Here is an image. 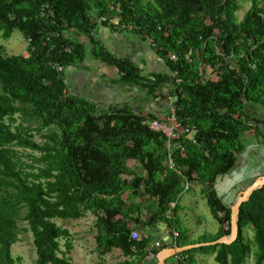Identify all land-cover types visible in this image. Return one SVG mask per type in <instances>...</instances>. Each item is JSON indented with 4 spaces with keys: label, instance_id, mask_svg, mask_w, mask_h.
<instances>
[{
    "label": "trees",
    "instance_id": "obj_1",
    "mask_svg": "<svg viewBox=\"0 0 264 264\" xmlns=\"http://www.w3.org/2000/svg\"><path fill=\"white\" fill-rule=\"evenodd\" d=\"M242 1L251 7L239 21ZM260 2L0 0L4 36L20 31L30 44L29 56H6L0 44V264H20L12 247L19 241L22 219L33 234L37 264H73V234L57 221L80 220L89 213L96 217L97 251L104 256L119 249L123 264L149 261L148 248L155 243L150 233H162L160 223L167 225L170 241L153 251V260L164 248L201 243L179 231L185 178L202 185L220 223L210 242L231 234V206L219 197L218 184L237 168L240 156L264 139V117L253 111L264 110ZM114 18L118 25L111 23ZM99 24L151 40L167 71L146 77L130 59L115 57L97 39ZM70 32L86 36L94 56L118 70L120 83L143 87L150 96L179 98L176 108L170 99V110L198 133L195 143L184 142V150L174 151L175 170L168 166L164 136L144 124L159 116L129 105L105 111L67 93L64 72L51 63L80 65L87 52ZM66 46L71 53L62 50ZM207 66L217 68L218 80H202ZM37 133L42 142L35 140ZM249 135L256 143L248 146L243 138ZM15 147L31 150L33 164L22 162ZM238 227L231 245L185 251L166 264H198L196 254L208 248L215 250L218 264H243L253 251L247 228L254 233L255 264H264V186L242 205ZM134 230L140 231L139 239L132 238Z\"/></svg>",
    "mask_w": 264,
    "mask_h": 264
},
{
    "label": "rangeland",
    "instance_id": "obj_2",
    "mask_svg": "<svg viewBox=\"0 0 264 264\" xmlns=\"http://www.w3.org/2000/svg\"><path fill=\"white\" fill-rule=\"evenodd\" d=\"M251 3L249 1H242L240 3V9L237 12L238 20L241 21L247 11L250 9ZM99 31H111L110 28H106L99 24ZM86 38V36H85ZM151 43V40H149ZM0 44L4 47V54L6 56L13 55H23L29 56V40L20 32L15 31L11 37L6 38L4 36V31L0 29ZM88 63L92 62L90 58V54L87 57ZM69 68V67H68ZM65 68L64 77L65 83L68 88V80H67V70ZM214 73H218L217 69H215ZM213 73V74H214ZM219 76V75H218ZM212 77L209 76V79ZM219 79V78H212ZM254 113L259 117H264V110L259 108H254ZM170 112V110H169ZM19 122H22V118L17 116ZM35 140L37 142H42V134L37 133L35 136ZM244 144L251 145L256 143V139L253 136H246L243 138ZM252 147V146H251ZM257 148V147H255ZM15 149L19 152V157L22 162L26 165H32L33 161L29 157L33 152L31 150H26L21 147H15ZM258 157H251V159H246L242 161L240 166H237V178H240L242 175L247 177L249 169H257L262 166L264 168V139H262V143L260 144ZM250 149L247 151L249 152ZM256 155V154H255ZM245 158V157H243ZM253 159V160H252ZM257 159V160H256ZM136 165L131 164V167L134 168ZM241 167V168H240ZM30 169V168H29ZM240 169L245 170L242 173L238 172ZM31 170V169H30ZM142 170H140L141 172ZM242 174V175H241ZM192 184V183H191ZM191 190L186 191L183 189L181 194V199L179 201L180 212L179 215L181 217V224L179 227V231L183 236L190 235L191 241L193 242H201L207 243L212 241L218 231L220 230V223L216 220L207 205V200L202 193V185L199 183H193ZM183 188L184 184H183ZM197 200L198 207L193 209L191 207L192 199ZM234 203H232L233 205ZM231 205V206H232ZM171 216H173V211L170 212ZM25 213H23V217ZM202 221V223H201ZM96 217L89 213L86 217L80 220H58L57 224L69 229L73 234V244L74 248L72 252L69 254V257L72 259L73 264H123L126 258L123 256V253L119 249H114L112 252L101 256L97 251L96 245V234L97 231L95 229ZM20 234L19 241L13 245L12 252L15 258H17L20 264H37V253L34 245L33 234L30 230H28V222L25 219H22L19 222ZM228 228V225H226ZM188 230L189 234H188ZM140 232V231H139ZM153 242L159 241L163 237L162 233L151 232L150 233ZM245 237L251 244L253 251L244 258L243 264H255L257 250L252 244L254 233L251 228H247L245 231ZM163 240V239H162ZM62 245H64V241H62ZM64 249V248H63ZM215 250L212 248H208L205 251L197 253V262L198 264H218L215 260ZM176 260H173L169 263H176ZM150 264H155L156 260H150Z\"/></svg>",
    "mask_w": 264,
    "mask_h": 264
},
{
    "label": "crops",
    "instance_id": "obj_3",
    "mask_svg": "<svg viewBox=\"0 0 264 264\" xmlns=\"http://www.w3.org/2000/svg\"><path fill=\"white\" fill-rule=\"evenodd\" d=\"M68 36L77 39L87 47L85 61L80 65L71 66L67 70V93L69 95L79 96L98 105L101 110L105 111L129 105L149 115L160 116L169 112L171 108L170 99L172 98L150 96L148 90L143 87L127 86L120 83L118 70L101 62L94 56L92 46L85 36H78L74 32H70ZM97 39L101 40L103 45L115 57L130 59L142 69V74L146 77H150L154 73L167 71L165 63L157 56L151 43L135 34L112 30L98 31ZM89 54L92 59L91 63H88L87 60ZM260 144L257 142L250 147V151L247 152L245 158L240 156L238 166L241 165L243 159L260 156L259 149H257ZM238 172L242 173V170L239 169ZM229 182L230 179L225 178L218 184L220 189L226 190L222 194H227L230 190L228 188ZM191 207L195 210L198 207L197 200L194 198L191 201ZM160 224L163 228L165 227V231H162L163 240H159L163 243L169 232L165 223ZM149 261L146 264H150Z\"/></svg>",
    "mask_w": 264,
    "mask_h": 264
},
{
    "label": "built area",
    "instance_id": "obj_4",
    "mask_svg": "<svg viewBox=\"0 0 264 264\" xmlns=\"http://www.w3.org/2000/svg\"><path fill=\"white\" fill-rule=\"evenodd\" d=\"M260 8L261 13L260 16L264 22V0H261L260 2ZM43 16L46 15V11H43ZM104 21V19H103ZM117 18H114L111 23L118 25ZM133 27H130L132 29ZM56 36L55 34L48 37V42H52V37ZM58 36V35H57ZM152 44V42H151ZM55 48V45L52 46V49ZM62 50L66 53L72 52V47L66 46L63 47ZM176 60V56L172 57ZM52 67L59 72H65V67L61 66L59 63H51ZM215 69L210 66H207L206 68V74L201 73V77L203 81H208L209 76L212 78H219L218 73H214ZM214 73V74H213ZM174 77H177V73H174ZM211 78V79H212ZM177 82L179 84L182 83V80L178 79ZM144 124L149 127L154 132L160 133L164 136L167 142L168 147V166L169 169L175 170V162H174V151L178 149H183L184 142H196V135H197V127L195 125H192L191 123L184 121L178 117L176 114L175 109H171L170 112L167 114H162L158 117V119H150L144 121ZM180 175H182L181 171L178 172ZM184 189L186 191H190L192 184L189 182L186 178L184 179ZM176 204H172V207L174 208ZM221 216H224V214L221 213ZM131 236L133 239H139L140 234L138 231L134 230L131 233ZM148 235L146 234L145 237ZM174 236L177 238L179 234L174 231ZM161 247V241L155 242L151 247L148 248L149 255L147 257L148 260H153L155 258V254L153 253L154 250H158Z\"/></svg>",
    "mask_w": 264,
    "mask_h": 264
},
{
    "label": "water",
    "instance_id": "obj_5",
    "mask_svg": "<svg viewBox=\"0 0 264 264\" xmlns=\"http://www.w3.org/2000/svg\"><path fill=\"white\" fill-rule=\"evenodd\" d=\"M178 101V97L171 99V105L173 104V107L176 108L178 105ZM243 171L245 170H242V172ZM236 174L237 170L235 169L230 175L222 178V180L225 178L230 179V182L228 183V188L230 190L227 194H222V192L226 191L223 190V188L220 189L219 186L217 188L218 195L223 200V203L225 205L231 206L232 203H234L231 206V234L213 242L191 244L183 247L164 248L160 250L156 256V264H166L167 260L176 257L185 251L223 244L231 245L237 240L239 236L238 221L241 207L244 203L249 201L251 195L256 190H259L264 186V170L262 166L257 169H249L247 177L241 174L242 176L240 178H237ZM159 228L162 231H165V227L163 228L161 224L159 225ZM164 241H170L169 235L164 239Z\"/></svg>",
    "mask_w": 264,
    "mask_h": 264
},
{
    "label": "flooded vegetation",
    "instance_id": "obj_6",
    "mask_svg": "<svg viewBox=\"0 0 264 264\" xmlns=\"http://www.w3.org/2000/svg\"><path fill=\"white\" fill-rule=\"evenodd\" d=\"M263 170H264V168H263Z\"/></svg>",
    "mask_w": 264,
    "mask_h": 264
}]
</instances>
